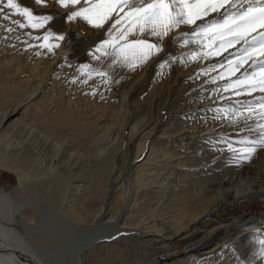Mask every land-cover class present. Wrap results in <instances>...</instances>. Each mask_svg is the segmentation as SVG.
Segmentation results:
<instances>
[{"label":"bare ground","instance_id":"bare-ground-1","mask_svg":"<svg viewBox=\"0 0 264 264\" xmlns=\"http://www.w3.org/2000/svg\"><path fill=\"white\" fill-rule=\"evenodd\" d=\"M72 10L66 9L68 13ZM73 24L70 23V26L75 28ZM50 27L59 33L66 29L58 19ZM76 27L83 36L102 34V38H106L103 30L91 29L83 23ZM242 47L237 45L222 56L191 63L194 67L205 63L195 69L178 64L181 68L174 70V80L180 81V91L187 99L183 103L186 110L179 108L174 112H179L177 119L187 116L192 122L186 124L182 120H168L166 127L163 125L159 135L152 139L145 159L133 165L135 175L149 173L152 178L144 181L139 179L140 185L135 181L138 185L134 189V209L121 217L111 215L105 205L104 186L113 169L112 158L109 157L112 155L108 154L102 160L100 157V160L96 159L92 166L94 168L89 167L90 171L81 167L83 163H79L81 155L89 152L92 142L98 140L103 145V141L107 143L111 139V133L114 132L111 125L105 126L95 136V129L90 124L87 126L86 120L82 119L83 114L79 115L72 104L63 101L58 105L56 101L46 98L47 95H41V90L37 91L39 86H31V90L29 87L24 89V83L20 84L23 74L15 76L23 68L27 73L24 76H29L27 80L33 78L32 73L38 72L34 64L28 66L25 61L22 66L15 65L8 76L11 78L5 79L3 84L0 82V172L16 177V184L10 193L5 194L6 197L0 194V264H87L84 256L109 246L112 249L117 246L116 254L131 253L133 262L136 259L134 264H264V247L256 244L258 232L264 233V150L257 149L260 161H248L238 170L245 177L255 179L259 176L257 183L230 185L221 181L228 169L227 163L236 164L233 154L226 150L225 141L239 149L242 144L238 141L243 137L255 138V133L247 130L242 119L236 124L229 122L233 118L231 109L235 107L233 109L239 112L242 108L237 106L238 103H255V98L264 94L257 92L251 96L237 97L228 93L223 99L221 94L213 96L210 88L219 87L221 83L211 84L213 82L210 78L200 76L203 68L226 64L227 60L233 58V54L240 53ZM185 48L171 57H179L177 60H181L184 57L182 54L189 50ZM104 66L108 68L104 72L110 77L116 76L121 67L116 69L117 65L111 64L107 58L100 63V67ZM223 70L227 73L226 69ZM187 71L191 73L189 77L184 75ZM217 108L230 109L226 114L228 119L223 118L224 114L209 116L200 121L194 119V116L204 118L209 109L212 111ZM176 116L171 117L176 120ZM146 117L147 114L142 118L131 115L126 121L121 120L124 122L121 126H129L128 139L135 143L133 160L140 156L146 139L159 127L156 121L148 117L144 121ZM247 123L252 124L251 121ZM252 126L255 127L254 124ZM30 137L34 138L35 143L37 141L41 150L54 148L57 145L54 141L56 137L61 139L58 138L60 142L57 140L59 144L64 140V149L60 148L63 149L62 154L58 156L57 153L53 158L49 155L52 159L47 157L49 164L53 160L57 162L55 168L46 163L43 166L41 153H29ZM56 147L59 148L58 145ZM99 150L104 149L101 147ZM59 168L65 169L58 171ZM162 169H165L163 174L159 173ZM57 179L61 181L59 188ZM53 180L55 183H48ZM197 181H203L205 185L196 187ZM179 183H183V190L176 187L172 189L173 185ZM50 186L57 189L56 193L48 190ZM11 194L16 198L14 204L8 200ZM154 195H161L159 200L162 202ZM152 209H159L158 214L151 213ZM130 238L135 243L126 245L125 241ZM141 246L145 247V250L142 249L145 254L135 252L141 250ZM241 249L245 250L244 256ZM228 257L230 260L227 263Z\"/></svg>","mask_w":264,"mask_h":264},{"label":"rangeland","instance_id":"rangeland-1","mask_svg":"<svg viewBox=\"0 0 264 264\" xmlns=\"http://www.w3.org/2000/svg\"><path fill=\"white\" fill-rule=\"evenodd\" d=\"M16 2L19 3L21 7H27L33 10L34 13L36 14H54L56 18L55 20L58 19V21L62 24V26L64 25L66 26L65 27L66 29H64L65 33L62 32L65 34L66 40L58 41V43L60 44L59 47L61 48V50L58 47L54 51L50 52L48 51L47 48L39 47L38 45L41 43V41L33 39V37L42 36L45 33V28H40V29H35V30L28 28V27L20 28L17 22H23L24 18L19 15H14L13 13L15 10L6 7L7 0H0V82L3 84L5 83V79L11 78L8 76L9 74L13 72L15 65L22 66V64L26 62L29 63V64L26 63L28 66H30V64L31 65L34 64L35 69H37L38 72L32 73L33 78H30V79H33L31 80L32 82L29 81L30 79L27 80L26 77H29V76H24V75H27V73H26V70L23 68H20L18 70L17 75L15 76V77H18L23 74L22 81L21 79H19V81H21L20 84L24 83L25 90L28 87H29V90H31V86L35 88L36 86H39L40 88L37 87L38 89L37 91L41 90L40 92L43 93L41 95H44V94L47 95L46 98H49V100L51 99L53 101H56V103H59L58 105H61L63 101L68 102L69 105L72 104L73 106L72 105L71 106L75 107L76 112L79 115L83 114L84 117L82 119L86 120L87 126H89L90 124V127L93 128V130L95 129L93 132L95 133L94 134L95 136L97 134H100L102 131L101 129H104L105 126L111 125V128L114 132L111 133V139L109 140L110 142L107 141V143H104L103 141L102 142L103 145L100 142H98V140L92 142L91 143L92 146L90 147V149L88 148L89 152H86L88 155L85 153L89 157L85 156V154L83 156L82 154L79 163L80 164L83 163V165L82 166L80 165V166L85 167V169H88L90 171L91 170L90 168L92 169L94 168L92 166L94 165L93 163H95V161L100 160V159L102 160L103 158H105V156L112 155L109 157L112 158L111 167L113 169L110 170V175L107 177L109 179L108 180L106 179L107 181L105 182L106 184L104 186V188H106V193L104 194L105 199H106L105 205H107L106 207L109 208L110 214L113 215L114 217H121V216H124L125 214H128L131 210L134 209V204L132 201L133 199H136V194H134V189H136L137 187L136 185L139 184L138 182H140V180L144 181V180H149V178H152V176L149 175V173H146V175L145 173H142L144 176L142 174L135 175V173L133 172V165L136 162H139L140 160L143 161L145 159L144 157L147 155L149 151V146H150L152 139L159 135V133L161 132V129L163 128V125L164 127H166L165 125L168 123L167 122L168 120H170L171 122H175V121L180 122L182 120L181 122L183 123L186 122V124L192 122L191 119L188 118L187 116L186 117L181 116L182 118L181 119L178 118L179 119L178 120L177 117L179 116V112H174L176 111V109H179V108H181L182 111L186 110L183 103H185L186 101L185 99L187 98L182 95L180 91V86H179L180 81L174 80L175 75L173 74V72L174 70H177L178 67L181 68V65H178V64L185 65L184 67L186 68L188 67L190 68V66L192 65L191 63H187V62L185 63L178 62L179 60L177 59L179 57H174V56L171 57V55L184 50L185 47H180L178 43L169 42L166 39L164 41V47L166 51L162 52L163 53L162 56L160 53L158 57L157 56L154 57L155 58L154 61L150 59L147 62V64L144 63L142 66H137L135 68L128 67L127 65H124V64H119V63L115 64L117 65L116 69H118V66L119 67L121 66L118 69L119 73L117 72L118 73L116 75L117 77L116 76L110 77V75L101 77L95 71L88 73V70H85L84 72H82L81 66L85 64L89 65L91 69H99L101 71L108 70L106 66L100 67V63L104 60V58H101V60L98 61L94 59L92 55H90V51L94 49V46L99 41L103 40L102 34L96 35V36H83L82 34H80V32L78 33L79 30H77L78 28L76 27V25L79 27V22H77V24L75 23V25L73 24L75 28H73V26H70V23H65V21L63 20L69 10L66 11V9H63V10L61 9L62 10L61 12L60 8L57 7V5L55 6V3H53L54 5H51L52 2H50L47 7H44L41 5H37L35 3V0H16ZM5 16H7L8 19L5 20L4 18ZM53 43H57V41H54ZM189 47L191 46H187L185 49L187 50V48ZM183 56L184 57L181 60H185V55ZM161 57H164V59L161 60L160 59ZM10 60H13V61H10ZM157 61H160V62L157 63ZM4 62H7V63L4 64ZM12 62L14 64L10 65V63ZM43 64L46 66H44ZM161 64H164L165 66L161 67L160 66ZM204 65L205 63H201L198 66H204ZM198 66L195 65V67H198ZM195 67L192 66V68L194 69ZM211 68H215L216 70L206 71ZM40 69L42 70L41 72H40ZM7 71L9 72L12 71V72L7 73ZM187 72L184 75L186 77H189L191 73L190 71H187ZM201 72L203 74H201L200 76L202 75L205 77L207 76L208 78L212 80L213 77H219L220 72H224V70L219 67V64H216L213 66H209L208 68H203ZM122 73L125 75H123ZM225 76L227 77L228 74L225 73ZM234 78L235 77H232V79ZM218 80L220 79L217 78L215 81L216 83H211V84L221 83V85L219 87L218 86L210 87L211 92H213L212 93L213 96L221 94L220 96L224 97L223 99H225L228 93H232L231 91L225 92L223 90L225 85L229 82V80L226 78V79H221L219 82H217ZM221 91L223 92L221 93ZM60 102L62 103L60 104ZM245 103L247 104L248 102H245ZM212 104H215V103H212ZM230 105L232 107L233 104L230 103ZM241 105H244V103L240 102L237 104L238 107H240ZM233 108L235 107H232V109ZM240 110L243 111V109H240ZM208 112L209 113H207V115L204 118L202 116L201 118H199L198 116H194V119L196 121H200L209 116L213 117L216 114L219 115L214 110L211 111V109H209ZM212 113H215V114H212ZM144 114L145 115L147 114V117L149 119L156 121L159 127L156 131H154V133L152 134L150 138L146 139L144 143V149L142 153L140 154V156L136 158L135 160H133V157L135 155V143H133L132 140L128 139L129 138V135H128L129 126H127L126 124L124 125L125 127H123L121 126V123H124L122 121H126V119L130 117L131 115H136L142 118L144 117ZM175 115H177L176 120L172 119L171 117V116L175 117ZM147 117L145 118L144 121L148 119ZM261 123H264V122L261 121ZM120 126L123 127V129H121ZM58 138L59 137H56V139L59 141L60 138L59 139ZM72 139L76 141L74 138ZM112 139H114L115 141L113 142ZM57 140H54V141H55V144L59 146V148L56 147L57 146L56 145L54 146V148L48 147L46 148L47 150L42 149L43 150L42 151L41 148L37 146V141L35 143L34 138L30 137L28 141H31V144H30L31 151H29V153L34 154V155L35 154L37 155V152L39 153L38 155H40L41 153L40 158L42 159V161L41 159L40 161L42 162V164L44 162L43 166L45 165V163L49 164L50 162L49 160H47V157L53 158L55 154L56 155L59 154L58 156H60L64 149L63 148L64 140H62L61 144H59L60 141L58 142ZM77 143L79 144V140ZM163 145H165V143ZM33 146L34 148H32ZM101 147L104 149L103 151L99 150ZM240 147H243V145H241ZM60 148H63V149L60 150ZM105 148H107V150ZM53 149L54 151L52 153ZM44 150H46V152ZM109 151L111 153H109ZM101 152H102L101 155L98 154ZM43 154L46 156L44 158L46 162L43 160V157H44ZM257 154L258 153H256L252 157L250 162L257 163V161H260V155H257ZM158 159L161 160L160 158ZM254 159H257V160H254ZM89 163L90 164L92 163V164L90 165ZM243 164L244 163H241L239 165L227 163L228 169L225 170L226 174L225 173L223 174L224 178L221 181L222 182L226 181V184H230V185L231 184L247 185L252 182L257 183L260 178L259 176L257 177L258 179L257 178L253 179L250 176L245 177V175H242L241 172L239 174L238 170L240 168L241 169L243 168L244 166ZM49 166H51L52 168L53 167L55 168V166H57V162L53 160L51 164H49ZM64 169L59 168L58 171H61V170L63 171ZM46 171L49 172V170H46ZM58 171L56 170V172ZM164 171L165 169H162L160 172L159 171L158 172L163 174ZM48 172H44V173H48ZM165 173H169V172H165ZM139 175H140V178H139ZM54 176H56V174H54ZM57 177L58 176H56V178ZM115 177H118L117 179H115L117 180L116 182L115 180H113ZM158 177L159 176H157V178ZM57 180H59L58 181L59 183H57L58 184L57 188H59L61 181L60 179H57ZM240 180L242 183L240 182ZM53 182L54 180L52 182L49 181L48 183H53ZM15 184H16V177L14 175L10 173L1 174L0 172V194L2 195L4 194L3 196L6 197L7 195L5 194L10 193V191L13 189ZM204 185L205 184L203 181L196 182V187H202ZM182 186H184L183 183H179V185H176V186L173 185L172 189L176 187L181 190ZM52 187L53 186H50L48 190L54 191L56 193L57 189L52 188ZM116 188H117V191H116ZM172 189L170 188L171 191ZM115 191H116V194H115ZM150 197L153 198V196H150ZM154 197L157 200H159L162 196L154 195ZM156 199L154 200L156 201ZM8 200L10 201V203L14 204L16 198L14 197L13 194H11V197L9 196ZM99 201L100 200H98V202ZM159 201L162 202V200H159ZM158 212H159V209H155L151 211V213H153L154 215L158 214ZM156 224H159V222H156ZM255 236L256 234L253 237ZM130 237H136V236H130ZM126 238H129V237H126ZM132 239L133 238L127 239L125 241V244L128 245L129 243L131 244L135 243L134 242L135 240H132ZM256 240H257L256 242L257 246L263 248L264 247L263 246L264 233L258 232ZM109 245H112V244H109ZM124 248L128 249V247L125 245H124ZM117 249H118L117 246L114 247L113 249L112 247L110 248V246L108 248L106 247V248L96 249L95 251L92 252L94 255L92 254V255L84 256L86 258V259L84 258V260L87 261V264H134L136 263V259L133 262L132 260L133 257L131 253L129 255L128 253L126 254V252H123V254H118V253L116 254ZM142 249L145 250V247L141 246V250H137L135 252L139 253L140 251V252H143V254H145L146 252L143 251ZM244 253H245V250H242V256H244ZM259 253H263V251H260ZM225 258L226 257H224V259ZM229 260L230 258L228 257L227 263L229 262Z\"/></svg>","mask_w":264,"mask_h":264},{"label":"snow or ice","instance_id":"snow-or-ice-1","mask_svg":"<svg viewBox=\"0 0 264 264\" xmlns=\"http://www.w3.org/2000/svg\"><path fill=\"white\" fill-rule=\"evenodd\" d=\"M50 2L62 9H74L64 17L65 23L79 22L91 29L103 30L106 38L94 46L90 55L98 61L110 59L113 65L142 66L166 51V39L184 47L195 46L182 54L185 60L178 61L181 63H198L243 45L238 55L233 54L226 64L219 65L226 69L228 76L220 72L212 82L227 78L229 82L223 90L237 97L257 92L264 94V0H35L37 5L44 7ZM6 7L24 18L23 22H17L20 28H45L42 36L33 37L41 41L39 47L51 52L60 46L58 41L66 40L64 33L50 27L55 20L54 14H36L21 7L16 0H7ZM85 70L95 71L101 77L107 75L87 64L81 66V71ZM240 107L243 111L231 109L233 118L229 122L236 124L242 119L247 130L255 133V138L243 137L238 141L243 145L239 149L225 141L226 150L233 154V161L238 165L250 161L257 149L264 150V123H261L264 121V95L255 98V103L249 101ZM214 111L228 119L226 114L230 109Z\"/></svg>","mask_w":264,"mask_h":264}]
</instances>
